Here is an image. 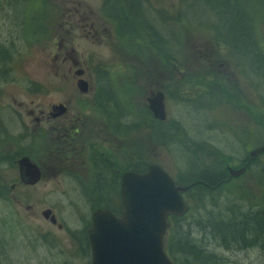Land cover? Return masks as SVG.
<instances>
[{
	"label": "rangeland",
	"instance_id": "1",
	"mask_svg": "<svg viewBox=\"0 0 264 264\" xmlns=\"http://www.w3.org/2000/svg\"><path fill=\"white\" fill-rule=\"evenodd\" d=\"M254 7L253 0H0V61L8 62L10 57L11 63L14 58H23L20 64L14 61V67L20 66L19 69L6 77L0 75V90H16L18 97L22 95L26 102L36 95L28 91L24 95L20 89L24 83L26 88L41 90L44 103L54 97L51 84L55 86L57 81L50 58L57 46L52 41L56 36L55 25H65L75 31L71 45L83 56H115L118 49L115 50L110 39L98 41L80 36L87 30L89 21L83 28V17L93 14L90 11L101 14V20L104 14H126L129 22L136 16L133 21L136 30L130 32L144 30L154 36L147 35L149 48L160 42L156 48H168L177 60L187 57L193 45L199 47L202 52L197 55L204 64L203 72L211 71L209 61L224 62L228 74L218 72L213 81L208 77L203 92L198 93L202 95L200 99L195 100L198 96L195 92L183 94L181 82L171 84L169 127L148 125V129L140 128V136L129 134L127 138L132 142L127 150L130 156L138 153V160L159 163L181 185L196 181L199 184L194 188L189 186V191L184 193L189 212L178 220L169 217L171 225L164 238L167 253L180 264H264V249L259 246L264 243L249 247L229 243L226 249L222 243L229 236L225 235L223 240L211 227L222 220L240 224L246 221L245 215L264 210V154L248 162V152L264 142V2L259 9ZM66 9L75 11L76 20L67 19ZM251 18L255 24L251 33L253 43L245 26V21ZM107 19L105 24L112 33L116 26L124 25V21L120 23L123 17L116 21L111 15ZM150 23L155 31L147 27ZM211 44H216V49ZM206 46L209 48L203 49ZM164 53H155V56L163 57ZM152 57L150 52L149 62ZM188 65L195 73L198 65L190 62ZM95 66L111 74L119 68L110 62ZM200 69L201 66L197 71ZM233 72L237 73L239 87L236 85V88L231 82ZM230 88L235 90L234 94L228 92ZM111 89L116 90V86ZM13 92L4 93L2 108L11 100ZM127 99L131 101L130 95ZM124 120L130 122L131 115L124 116ZM150 132L154 136L148 139L146 135ZM246 162L243 174L217 186L218 181L228 176L227 164L239 168ZM58 179V184L42 182V204L36 217L29 215L25 208L17 209L0 202V264H90L91 254L83 250L86 246L83 237L94 208L84 202L86 197L81 189L74 191L71 178ZM109 188L110 183L106 181L102 197H107ZM1 204L6 207L5 211ZM106 204L119 213L120 207L109 203L108 198ZM48 205L63 224L62 229L46 222L39 213L41 207ZM247 227L253 228L250 222ZM208 254H214L215 259L205 257Z\"/></svg>",
	"mask_w": 264,
	"mask_h": 264
},
{
	"label": "flooded vegetation",
	"instance_id": "2",
	"mask_svg": "<svg viewBox=\"0 0 264 264\" xmlns=\"http://www.w3.org/2000/svg\"><path fill=\"white\" fill-rule=\"evenodd\" d=\"M90 12L93 14H86L83 17V28L86 25L85 22L89 21L87 30L78 35L98 41L103 38L110 39L115 50L118 49L114 57L97 58L92 54L83 56L71 45L75 31L65 25H55L56 36L52 38V41L53 43L55 41L57 46L50 58L53 76H56L57 81L55 86L51 84V90L54 91L53 99L44 103L40 98L41 90L26 88V83L20 87L23 94L25 95L28 91L35 92L36 95L29 102H26L21 94L18 97L19 92L16 90H0V202L5 206L14 205L17 209L25 208L29 215L35 217L38 215L39 205L42 204V182L58 184L60 177L71 178L74 191L81 189L83 197L84 195L86 197L84 202L89 203L90 207L94 208L93 211L110 209L117 215L118 211L112 210L106 204V198H108L109 203L120 207V213L123 208L121 196L123 173L144 172L150 163H157L138 160V153L131 156L127 153L132 145V142L127 139L129 134L139 135L140 128L148 129V125L153 124L169 127L168 109L172 83L181 82L183 94L185 91L198 94L203 92L202 89L207 85L208 77H211L212 81L216 80L218 72L224 73L227 70L224 69V62L220 63L215 59V61H209L211 71L203 72L204 64L197 55L202 52V49L194 45L187 57L178 60L177 57L171 56L169 50L165 51L166 55L163 57L155 56V52L150 51L154 57L149 62L150 57L138 56L139 44L133 40L131 41L136 44V47H132L130 52L123 47V42L130 37V30H136V26L130 28L126 14H104L106 20L111 19V15L116 21L118 17L124 18L120 19V23L124 21V25L120 28L116 26L112 33L105 24L106 20L100 19L101 14ZM64 15L68 16L67 19L73 20H76L74 17L77 16L75 11L68 9L64 11ZM90 17L93 18L90 19ZM79 27L82 28V25ZM149 27L153 31L151 23ZM123 30H125L124 33H122ZM106 42L110 44L109 40ZM211 45L216 49V44ZM146 48L143 47L147 51ZM208 48L206 46L203 49ZM210 52L214 51L210 50ZM129 54H131L130 57H128ZM9 58L8 62L0 61L1 76L6 77L20 68V66L14 67V61L18 60L20 64L23 58H14L11 63ZM211 59L212 56H210ZM43 60L48 62V58ZM106 62L113 63L119 68L111 74L103 73V67L95 66ZM188 62L198 65L194 68L196 74L192 72L193 68L188 65ZM200 66V71H197ZM213 71L217 72L213 73ZM225 73L228 74V71ZM236 74L233 72L230 75L234 88L238 85L235 79ZM29 80L36 83L35 80ZM220 83H223V80ZM114 85L121 96L120 99L116 90L111 89ZM38 86L40 85L37 84ZM11 91H14L10 95L11 100H8L2 108L1 100L4 93ZM234 91L232 88L228 90L231 94H234ZM157 92H161L163 96L166 115L164 120L156 118L149 107V99ZM127 95H130L131 101L127 99ZM201 97L202 95L198 94L195 100ZM127 114L131 115L130 122L124 120ZM153 136L154 133L150 132L147 133L146 138H153ZM249 152L248 162L252 159ZM248 162L242 165L247 166ZM228 166L230 165L227 164L226 168ZM232 178L234 177L228 173L227 178L219 182L225 183ZM106 181L110 183V188L107 197H102L105 194ZM190 184L185 186L189 189V186L192 188L198 183L196 181ZM4 205L1 204L5 211ZM39 213L52 226L63 228L52 206L41 207ZM91 224L90 216V226L87 227L83 237L86 244L83 250L90 254L88 229Z\"/></svg>",
	"mask_w": 264,
	"mask_h": 264
},
{
	"label": "water",
	"instance_id": "3",
	"mask_svg": "<svg viewBox=\"0 0 264 264\" xmlns=\"http://www.w3.org/2000/svg\"><path fill=\"white\" fill-rule=\"evenodd\" d=\"M149 107L156 118H166L161 92L149 99ZM249 153L252 158L264 154V142ZM227 170L235 177L246 170V165L228 166ZM187 189L158 163H150L144 172H124L121 214L97 209L91 215L90 264H174L164 249V236L170 226L169 216H182L188 210L182 195Z\"/></svg>",
	"mask_w": 264,
	"mask_h": 264
},
{
	"label": "trees",
	"instance_id": "4",
	"mask_svg": "<svg viewBox=\"0 0 264 264\" xmlns=\"http://www.w3.org/2000/svg\"><path fill=\"white\" fill-rule=\"evenodd\" d=\"M253 1H255V3H256V7H254V10L255 9H259V6L261 7V3L264 2V0H253ZM130 16H133L132 13H130ZM136 19H137L136 16H133L131 18L130 22L128 21L130 28H132L133 26H135L134 23H133V21H135ZM245 22H246V25L245 26L247 28H249V31H250V33H248L247 35H248L249 38H251L249 40L250 41L252 40V43H253V38L251 37V33H252V28H253V26L255 24L252 21V18L249 19V20H246ZM147 27L149 28V30H151L150 27H149V25H147ZM123 29H125V28H123ZM124 31L125 30H123L122 33H124ZM140 31L141 32L138 31V33H142L143 34V36H140V37L131 36V33H130V37L128 38V40H126V41L123 42V47H124L125 50H127L128 52H130L132 50V47L135 48L136 47V44L134 42H136V43L139 44V46H137L138 47L137 48L138 56L139 57H143V58L150 57V51H153V52H155L157 54H160L163 51L168 50V48H163V49L158 50L156 48V46H159L161 44L160 42L155 47L148 48L147 49L145 47V46H147V43H146L147 34H146V32L144 30H140ZM153 31H155L154 27H153ZM157 36H158V32H157ZM150 37H154V36H150ZM131 40H133L134 42H132ZM163 42H164V40H163ZM143 47L146 48L147 51H144ZM156 51H158V52H156ZM214 182H216V181H214ZM222 183H224V182H222ZM219 184H221V183L218 181L217 186ZM195 186H199V184H196ZM193 188H194V186H193ZM202 193L200 191V194H202ZM188 212H189V210H188ZM184 216H182V217H184ZM245 216H246V219H245L246 221L243 220L244 222H242L240 224L225 223L226 221L223 222V220H222V223H220V221H218V222H216V224L211 225L212 229L213 230H217L218 231V234L223 237V240L226 239V237H224L225 235H228L229 236V239L224 240V242L222 243V246L224 248L228 249V247L230 246L229 243H232L233 245H237L239 247H249V246H253V245H259V243H264V223H263L264 222V210H262V211H260L258 213L252 212V214L250 216L249 215L248 216L245 215ZM180 218L181 217H175L176 220H178ZM249 222H250V226L253 227L254 229L247 227V225H248ZM211 227L209 229H211ZM239 228H241V229H239ZM258 232H261V235H258ZM251 234H254V235H251ZM259 246H261L264 249V245H259ZM203 251H200V252L203 253ZM186 254H191V252H187ZM201 256H202V254H201ZM169 257L174 261L175 264H180L170 254H169ZM203 257H204V254H203ZM205 257H209L211 260L215 259L214 258V254H208V256L205 255ZM185 264H193V263L186 262Z\"/></svg>",
	"mask_w": 264,
	"mask_h": 264
},
{
	"label": "bare ground",
	"instance_id": "5",
	"mask_svg": "<svg viewBox=\"0 0 264 264\" xmlns=\"http://www.w3.org/2000/svg\"><path fill=\"white\" fill-rule=\"evenodd\" d=\"M234 168V167H233ZM117 214V216H119L120 214H121V212L118 214V213H116Z\"/></svg>",
	"mask_w": 264,
	"mask_h": 264
}]
</instances>
